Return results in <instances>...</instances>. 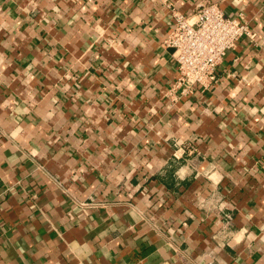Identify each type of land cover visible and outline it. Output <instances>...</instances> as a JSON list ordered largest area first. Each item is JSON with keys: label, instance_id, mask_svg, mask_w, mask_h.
I'll return each mask as SVG.
<instances>
[{"label": "crops", "instance_id": "obj_1", "mask_svg": "<svg viewBox=\"0 0 264 264\" xmlns=\"http://www.w3.org/2000/svg\"><path fill=\"white\" fill-rule=\"evenodd\" d=\"M253 37L171 94V10ZM0 264H264V0H0Z\"/></svg>", "mask_w": 264, "mask_h": 264}, {"label": "built area", "instance_id": "obj_2", "mask_svg": "<svg viewBox=\"0 0 264 264\" xmlns=\"http://www.w3.org/2000/svg\"><path fill=\"white\" fill-rule=\"evenodd\" d=\"M171 17L163 45L172 49L176 62L172 95L185 96L194 85H207L226 51L243 36H254L240 13L228 16L214 2H198L187 13L172 9Z\"/></svg>", "mask_w": 264, "mask_h": 264}]
</instances>
